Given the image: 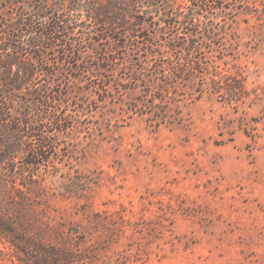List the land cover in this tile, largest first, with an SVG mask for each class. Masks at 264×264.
Returning <instances> with one entry per match:
<instances>
[{
  "label": "rangeland",
  "instance_id": "rangeland-1",
  "mask_svg": "<svg viewBox=\"0 0 264 264\" xmlns=\"http://www.w3.org/2000/svg\"><path fill=\"white\" fill-rule=\"evenodd\" d=\"M102 1L0 0V138L41 129L53 95L63 121L46 125L57 150L34 187L3 172L20 241L0 242V264H264V0L208 15L196 0L138 3L149 31L110 36L92 19ZM42 7L73 31L41 38L28 20ZM168 14L196 15L193 60L210 75L171 76Z\"/></svg>",
  "mask_w": 264,
  "mask_h": 264
},
{
  "label": "trees",
  "instance_id": "trees-1",
  "mask_svg": "<svg viewBox=\"0 0 264 264\" xmlns=\"http://www.w3.org/2000/svg\"><path fill=\"white\" fill-rule=\"evenodd\" d=\"M156 1L157 0L102 1V18L100 16H96L94 13L95 16L92 19H94L95 23H102V26L106 27L104 32L108 36L111 35L110 33L116 34L120 29L127 28H129L130 31H135V29H144L149 31V22L146 18L151 17V13L142 12V16H135L133 15V13H135L134 6L138 3H150L151 5L155 6ZM217 1L218 0H196L197 4L195 6L197 11H202V13L208 15L213 10L221 9L220 6L216 5ZM46 11H48L46 10V7H42L38 11H33L28 20L30 25H39V27H42V30H45V32L40 31L41 38L47 37L48 39L59 41L57 37L58 34L65 33L64 35H66L67 33H71L73 31L72 28L64 25L65 22L62 20L61 16H55V21H52L51 19L53 15H48L49 13ZM167 17L170 19L174 18V22L168 23V26H170L172 29L178 30V33L172 37L173 43L169 44V48L177 53V62L174 63L169 58L164 59V61H167L168 64L170 63L174 69V72L172 71L174 74L171 76H174L175 79L186 80L187 78L194 76L196 73L210 75L208 73L210 72V69L213 68L212 63L204 62L202 59H199L198 61L193 60L194 54L201 51L202 46L198 42H193L192 39L206 37V32H204L200 24H196V15L191 14L188 16L183 14H168ZM133 18L135 20L134 22H132ZM192 28H195L196 30L192 31ZM183 30H186V32H183ZM210 30L211 28H209V31ZM159 31L160 30L157 29L155 33L150 32V34H152L150 37L156 39L159 35ZM66 38H69V36ZM125 38L127 39V36H125ZM179 41H181L180 45L177 44ZM148 43L150 44L146 45H151L153 48L157 47V45L155 46L151 40H149ZM66 45L68 44L66 43ZM148 53L151 55H157L156 52ZM166 67L170 66H164V70L162 71L163 73H166ZM169 71V73H171V69H169ZM213 81H216L215 78ZM10 83L15 86L17 80H11ZM52 85L53 84L51 83L50 86L46 87V90L49 92V94L54 93V90H50ZM225 91L234 92L233 89L225 87L222 90V94ZM58 102L60 103L59 100H56L55 95L46 99V102L43 105L44 112L42 114V121L39 124L37 123L40 125L41 129H37V126L34 123L27 122L23 126V129L18 128L15 131L22 133V135L26 131L28 134H30L28 137L21 136L23 138L15 139L11 137L13 135L7 134L6 137L0 138V242L6 240L10 242L20 241L19 235L16 233L17 226L20 225V220H16L14 214L10 213V210L14 209L15 206L8 204V202L5 201L6 197L8 196V190H13L14 186L10 185L9 182L2 180L1 177L3 176V172L7 171V167L12 166L10 170L11 178L17 180L19 177H21L25 180V182H27V185L33 187L35 184H37V171L41 169L43 164L47 163L52 157L51 154L50 156H46L45 153L49 150H52L53 152L57 150L56 141L51 136L47 135L46 125L51 123L57 126L62 125V112L59 110V108L52 105H57ZM52 113H54V120L52 118ZM8 115H10V111L8 109H0V119H2L1 121L3 123L6 122V126L9 125L10 120H6L3 117H8ZM29 130L32 131V133ZM18 159L22 160L21 167H17L18 163H20ZM4 188L6 189L7 193L4 191Z\"/></svg>",
  "mask_w": 264,
  "mask_h": 264
}]
</instances>
